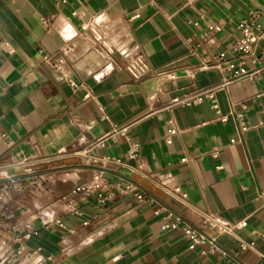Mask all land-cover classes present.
<instances>
[{
    "label": "crops",
    "instance_id": "1",
    "mask_svg": "<svg viewBox=\"0 0 264 264\" xmlns=\"http://www.w3.org/2000/svg\"><path fill=\"white\" fill-rule=\"evenodd\" d=\"M251 17L263 36L241 57L238 23ZM104 42L141 55L145 73L131 75ZM220 52L249 71L264 64V0H0V179L55 171L48 190L10 202L26 225L20 233L29 232L26 250L38 249L44 264H257L256 251L239 249L198 212L244 219L237 236L264 251V69L215 92L223 114L245 104L249 128L239 136L207 99L192 102L228 76L213 66ZM177 97L189 103L167 108ZM169 117L180 133L167 143ZM129 141L139 145L134 158ZM80 150L122 164L105 169L101 200L70 209L60 197L96 175L71 154ZM165 188H178L187 204ZM164 207L212 241L194 244L180 227L164 228ZM17 245L0 237V262Z\"/></svg>",
    "mask_w": 264,
    "mask_h": 264
},
{
    "label": "built area",
    "instance_id": "2",
    "mask_svg": "<svg viewBox=\"0 0 264 264\" xmlns=\"http://www.w3.org/2000/svg\"><path fill=\"white\" fill-rule=\"evenodd\" d=\"M138 16V15H135ZM255 17L242 19L238 23V29L240 35L234 43V50L240 54L241 57L252 56L254 54V48L257 42L262 38V26L257 23L254 19ZM96 39L102 40L105 38L104 34L93 31ZM106 47V50L109 53L118 52L123 57H125L126 69L134 77H139L143 75L146 71V63L141 55L128 56L125 53V45H121L119 48L110 45H107L106 42L103 43ZM213 66L220 68L223 71L228 73V76L225 77L219 84L213 85L209 88L203 89L197 93V95L192 99V102H198L202 99H207L210 103V106L215 112V118L220 121H226L228 118H231L235 129L240 136L248 128L247 121L245 119L244 110L245 104L241 105L242 111L234 112L230 110L228 113L223 114L219 109V105L215 96L217 90L226 89L229 83L242 78L248 77L251 78L255 73L260 72L264 69V64L256 71H249L243 61L236 63L235 61L228 59L224 52H220L215 56ZM189 101L180 98L172 99L171 103L167 108H171L174 104H188ZM167 129L164 134V139L167 143H170L172 137L180 133V129L176 126L175 121L172 117L166 119ZM119 131L124 132V128L114 129L113 132L109 133L105 137L95 141L91 147H102L104 146V141L108 137H112L113 133ZM236 139H231L233 142ZM139 145L136 142L129 141L127 155L130 158H134L138 155ZM216 151H213L212 154L216 155ZM72 155L80 156L85 158L86 162L91 165L95 171L96 175L94 179L90 181H85L79 184H76L67 194L60 197L61 200H64L67 204V207L72 209L77 202L85 201L89 197L93 196L97 200H101L108 187L107 183L104 181V171L111 165H121L122 162L119 158L111 157L109 155H96L90 153L89 150H80L71 153ZM185 159H183L184 161ZM55 171H43V172H32L28 174H22L12 177H7L0 179V237H6L17 242L18 245L10 253H7L1 260L0 264H44L45 259L41 257L38 253V249L26 250L24 243L21 241L22 238L29 237V232L20 233L21 228L25 229L26 225H21L16 221L15 214L10 208V202H12L16 197L22 196L28 190H48L50 181L54 177ZM129 191L134 194V196L140 201H151L152 198L147 196V194L139 189L128 187ZM165 190L181 200L183 203L187 204L185 194L180 193L179 189H167ZM264 196V190L262 191ZM166 213L164 215L165 223L164 228H176L180 227L185 235L194 243H202L205 240H210L206 234L201 232L198 228L193 227L187 223L180 215L175 212L163 208ZM202 220V223L210 226L213 230L221 233H226L233 235L238 239V246L241 250H253L256 251L259 257L257 264H264V251H259L256 248L255 241H246L237 236L236 231L239 228L245 226L246 221L243 219L238 222H228L223 221L213 214L207 211H198ZM11 234V236H10Z\"/></svg>",
    "mask_w": 264,
    "mask_h": 264
}]
</instances>
